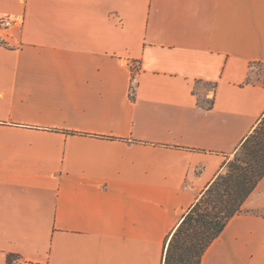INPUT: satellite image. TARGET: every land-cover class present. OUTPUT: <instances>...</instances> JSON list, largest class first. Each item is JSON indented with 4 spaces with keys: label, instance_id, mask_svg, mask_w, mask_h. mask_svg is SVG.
I'll use <instances>...</instances> for the list:
<instances>
[{
    "label": "crops",
    "instance_id": "crops-1",
    "mask_svg": "<svg viewBox=\"0 0 264 264\" xmlns=\"http://www.w3.org/2000/svg\"><path fill=\"white\" fill-rule=\"evenodd\" d=\"M0 264H163L264 115V0H0ZM201 264H264V177Z\"/></svg>",
    "mask_w": 264,
    "mask_h": 264
},
{
    "label": "trees",
    "instance_id": "trees-1",
    "mask_svg": "<svg viewBox=\"0 0 264 264\" xmlns=\"http://www.w3.org/2000/svg\"><path fill=\"white\" fill-rule=\"evenodd\" d=\"M237 155L184 213L167 237L163 264H201L211 243L264 177V115L237 149ZM42 264L9 253L6 264Z\"/></svg>",
    "mask_w": 264,
    "mask_h": 264
},
{
    "label": "built area",
    "instance_id": "built-area-1",
    "mask_svg": "<svg viewBox=\"0 0 264 264\" xmlns=\"http://www.w3.org/2000/svg\"><path fill=\"white\" fill-rule=\"evenodd\" d=\"M25 25V16L0 15V46L16 48L22 41L19 33ZM22 264H29L23 262Z\"/></svg>",
    "mask_w": 264,
    "mask_h": 264
},
{
    "label": "rangeland",
    "instance_id": "rangeland-1",
    "mask_svg": "<svg viewBox=\"0 0 264 264\" xmlns=\"http://www.w3.org/2000/svg\"><path fill=\"white\" fill-rule=\"evenodd\" d=\"M256 74L259 79H264V64H259L255 66ZM238 150H236L234 153H232L230 156H228L227 163L232 160L237 155ZM227 169V166L223 172H225Z\"/></svg>",
    "mask_w": 264,
    "mask_h": 264
}]
</instances>
